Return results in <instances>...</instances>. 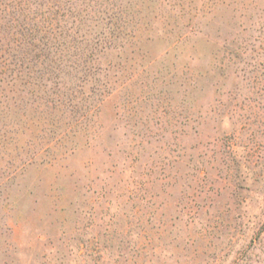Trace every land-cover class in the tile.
Here are the masks:
<instances>
[{
    "label": "rangeland",
    "instance_id": "1",
    "mask_svg": "<svg viewBox=\"0 0 264 264\" xmlns=\"http://www.w3.org/2000/svg\"><path fill=\"white\" fill-rule=\"evenodd\" d=\"M245 1L251 45L237 62L219 45L218 22L243 2L230 0L169 50L145 32L59 153L14 178L26 150L10 164L0 153V260L264 264V0Z\"/></svg>",
    "mask_w": 264,
    "mask_h": 264
},
{
    "label": "trees",
    "instance_id": "2",
    "mask_svg": "<svg viewBox=\"0 0 264 264\" xmlns=\"http://www.w3.org/2000/svg\"><path fill=\"white\" fill-rule=\"evenodd\" d=\"M228 1L0 0V153L10 164L26 150L10 178L88 129L118 81L112 69L145 32L168 38L169 50L202 33L200 19L216 22V10ZM249 6L243 0L235 20L218 22L226 29L219 45L227 66L251 45L244 26Z\"/></svg>",
    "mask_w": 264,
    "mask_h": 264
}]
</instances>
